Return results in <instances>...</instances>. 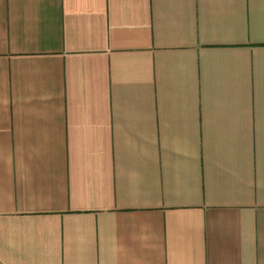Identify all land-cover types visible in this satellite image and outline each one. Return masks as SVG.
I'll return each instance as SVG.
<instances>
[{"label":"crops","instance_id":"0c3cea01","mask_svg":"<svg viewBox=\"0 0 264 264\" xmlns=\"http://www.w3.org/2000/svg\"><path fill=\"white\" fill-rule=\"evenodd\" d=\"M0 264H264V0H0Z\"/></svg>","mask_w":264,"mask_h":264}]
</instances>
